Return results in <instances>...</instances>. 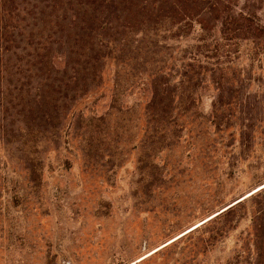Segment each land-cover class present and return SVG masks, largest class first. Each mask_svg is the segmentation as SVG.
I'll use <instances>...</instances> for the list:
<instances>
[{"label":"rangeland","instance_id":"rangeland-1","mask_svg":"<svg viewBox=\"0 0 264 264\" xmlns=\"http://www.w3.org/2000/svg\"><path fill=\"white\" fill-rule=\"evenodd\" d=\"M117 37L114 59L58 128L37 112L8 115L0 137V264H254L247 220L212 241H203L204 231L180 237L264 180V135L246 158L235 135L215 131L216 90L200 82L193 107L177 111L183 127L166 133L173 142H156L161 133L145 113L150 75L176 77L199 50L164 30ZM246 49L227 57L229 72L241 80L253 66L259 83L264 59L252 65ZM31 168L40 179L28 177Z\"/></svg>","mask_w":264,"mask_h":264},{"label":"trees","instance_id":"trees-1","mask_svg":"<svg viewBox=\"0 0 264 264\" xmlns=\"http://www.w3.org/2000/svg\"><path fill=\"white\" fill-rule=\"evenodd\" d=\"M160 30L173 41H194L199 51L176 77L170 71L150 75L145 113L152 132L161 133L156 142H173L166 133L183 127L177 111L193 107L200 82L211 83L215 131L235 135L249 157L257 135H264V70L259 83L251 77L253 66L239 80L226 59L242 46L252 65L264 59V0H0V137L13 110L21 117L37 112L43 122L55 119L58 128L89 85L101 79V67L114 59L118 34L147 37ZM27 175L40 179L33 168ZM242 220L249 222L254 264H264V180L180 238L204 231L203 241H212Z\"/></svg>","mask_w":264,"mask_h":264}]
</instances>
